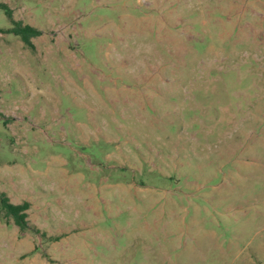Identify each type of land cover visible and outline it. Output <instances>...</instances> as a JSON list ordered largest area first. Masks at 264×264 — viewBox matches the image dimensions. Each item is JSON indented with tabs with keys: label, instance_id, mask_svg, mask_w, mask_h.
<instances>
[{
	"label": "rangeland",
	"instance_id": "rangeland-1",
	"mask_svg": "<svg viewBox=\"0 0 264 264\" xmlns=\"http://www.w3.org/2000/svg\"><path fill=\"white\" fill-rule=\"evenodd\" d=\"M0 2V264H264V0Z\"/></svg>",
	"mask_w": 264,
	"mask_h": 264
},
{
	"label": "trees",
	"instance_id": "trees-1",
	"mask_svg": "<svg viewBox=\"0 0 264 264\" xmlns=\"http://www.w3.org/2000/svg\"><path fill=\"white\" fill-rule=\"evenodd\" d=\"M0 10H3L5 15L7 16L9 23L11 24V29L3 31L0 30V33H10L15 36H18L20 40L30 49L34 48L31 39L40 35L41 31L29 26L22 25L21 22L15 21L12 18L11 9L5 4L0 2ZM29 202L24 201L20 204H12L9 201V198L0 192V211H3L6 216L11 217L15 225L19 227L20 230L30 229L27 223V213L26 211L29 209ZM33 232L39 234V229L34 228ZM42 236H45L44 233H41Z\"/></svg>",
	"mask_w": 264,
	"mask_h": 264
}]
</instances>
